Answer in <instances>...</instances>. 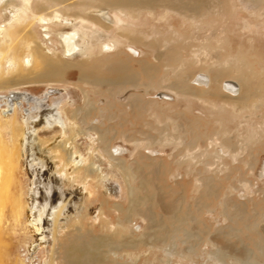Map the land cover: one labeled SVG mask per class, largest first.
I'll return each mask as SVG.
<instances>
[{
	"label": "rangeland",
	"instance_id": "1",
	"mask_svg": "<svg viewBox=\"0 0 264 264\" xmlns=\"http://www.w3.org/2000/svg\"><path fill=\"white\" fill-rule=\"evenodd\" d=\"M18 2L21 3V0ZM233 8V5L227 4L216 7L210 14L198 15L195 20L164 8H156L154 15L143 11L139 19L127 14L126 28L145 33L146 36L140 35L142 41H158V49L167 43L174 44L181 58L177 62L171 61L169 66L167 62L159 64L155 77L148 79L141 65L146 63L144 61L157 64L153 58L155 51L144 45H135L139 54L131 56L124 50L130 44L123 39L125 46L121 45L122 51L109 54H113L111 58L126 63L131 73L138 77L135 87L130 84L92 85L82 81L81 71L73 67L67 70L65 82L0 88V109H8L4 97H9L13 91L43 97L47 91L51 93L52 87L64 89L62 92L66 96L62 101L69 100L66 104L68 108L64 110L70 115L85 104L86 98L96 107L106 105L104 116L94 107L93 114L85 118L86 125L78 126L76 131L86 127L93 119L90 123L98 121L95 125L99 126L102 135L107 132L101 141L104 153L109 154L110 147L128 149L121 156L126 175L112 168L102 151L96 152V161L104 171L115 175L121 183L122 196L113 198L104 187H97L95 195L86 197L87 208L81 221L71 227L68 236H61L66 245L80 238L83 243L89 244L92 243L89 237H108L109 245L94 247L96 252L102 253L105 264H246L248 260L241 255V250L257 255L254 256L256 260L257 257L264 258L258 246L264 247V4L256 8L238 4L237 9ZM254 10L255 14L252 13ZM3 12L0 10V23L5 20ZM114 29L112 34L121 37L120 28L115 26ZM36 32L38 37H42L38 26ZM227 63L229 66L225 69ZM183 67L185 69L181 73ZM209 69L216 74L224 71L229 77L224 74L223 78L243 77L250 93L248 103L237 104L229 97L199 99L193 95L177 97L170 93L172 81L181 79L188 83L199 71L212 73ZM11 75L9 78H12ZM201 87L196 89L207 88ZM222 90L224 94L232 95L226 89ZM161 91L169 93L172 99L157 97L156 94ZM130 94L142 101L140 107L128 102ZM52 95L54 98L60 96L58 93ZM121 96L125 98L121 99ZM28 107L29 103L25 102L23 109ZM3 118L1 116L0 121ZM18 120L16 132L20 133L22 113ZM10 126L11 120L3 130L4 137L8 139L13 138ZM61 131V126L56 125L54 129L42 131L41 135L51 139L53 146L56 140L61 139L55 137ZM76 142L77 147L88 155V137L80 136ZM154 167L159 172H155ZM16 178L20 181L17 180L15 185H18V190L22 185L26 203L31 185L30 174L19 165ZM207 180L213 182L215 195L206 196ZM130 186H141L137 196L143 197V200L139 203L140 212H131L128 218ZM241 206L244 215L238 214L240 210L237 209ZM149 213L155 215L158 226L144 217ZM23 215L16 224L11 210L6 212L0 235V264H44L49 257L46 248L34 255L35 259L29 257L27 246L34 238L28 229L27 213ZM181 216L188 222L180 224L178 217ZM248 218L257 222L256 231L248 229ZM154 226L156 229L151 230ZM148 234L153 235L151 241ZM129 237L144 239L139 246L128 250L124 247L115 256L110 244ZM223 244L232 245L233 249L222 253L219 245ZM128 252L136 256L132 254L128 257ZM250 262L251 259L248 264ZM62 263L61 258L56 261V264Z\"/></svg>",
	"mask_w": 264,
	"mask_h": 264
},
{
	"label": "bare ground",
	"instance_id": "2",
	"mask_svg": "<svg viewBox=\"0 0 264 264\" xmlns=\"http://www.w3.org/2000/svg\"><path fill=\"white\" fill-rule=\"evenodd\" d=\"M226 4L233 5V9H237L238 4L241 7L250 8L253 6L256 8L263 5L264 0H21V3L18 0H0V10L4 11L3 16H5V20L0 23V88H16L20 85L41 82H65L64 77L67 70L73 67H78L81 71L80 79L82 81L92 85L122 86L130 84L135 87L139 81L138 77L131 73L126 63L111 58L113 54H109L122 51L121 45L125 46L123 39L130 44L126 45L124 50L131 56L139 54V51L134 48L135 45H144V47L155 51L153 58L158 62L157 64L148 61L141 63L142 72L148 79L155 77L154 73L159 70V64L167 62V66H169L171 61L177 62L180 58V51L174 44L167 43L158 49V41H142L140 38L143 32L137 33L126 28L125 17L127 14L139 19L143 11L154 15L155 10L164 8L168 12L173 11L184 18L189 17L195 20L198 15L205 16L214 11V8ZM252 13L255 14V10ZM36 26L39 27L42 37L37 36ZM115 26L120 28L121 37H115L112 34ZM143 35L146 36L145 33ZM77 58H81V60ZM184 65L186 66V64ZM228 66L227 63L224 68L226 69ZM184 69V67L181 69V73ZM210 72L212 73L199 71L189 79L188 83L181 79L172 81L169 87L171 92H169L177 97L179 95H193L199 99H206L208 96L213 98L229 97V99H234L232 101L237 104L248 103L250 93L242 80L243 77L228 78L229 76L224 71H220L219 74L212 70ZM9 74H12V78H9ZM224 74L228 77L223 78ZM227 81L235 82L237 87L227 84ZM201 86H207V88L201 91L196 89ZM52 89L51 93L47 91L43 97H34L27 92L18 90L13 91L9 97H4L8 109H0V117H5L3 118L5 121L3 119L0 121V235L3 232L2 228L8 209L11 210L16 224L24 217L23 214L27 213L28 229L34 238V241L29 243L30 246H27L30 258L34 257L42 248H46L47 252H45L47 255L49 254V257L47 256L44 264H56L60 258L62 264H105L106 260L102 253L96 252L94 247L109 245L107 241L110 238L89 237L92 241L89 244L83 243V239L80 238V240H74V243L66 245L61 236H68L71 227L81 221L83 211L87 208L86 197L90 198L93 194L95 195L97 187H104L113 198L122 196L121 183L115 175L104 171L102 165L96 161V152L102 151V154L108 159L109 165L126 175V167L122 164L123 157L121 156L127 153L128 149L122 146L110 147L109 154L104 153L105 149H103L101 141H103V137H106L107 132L102 135L99 126L95 125L98 121L94 124L90 123L93 119L86 127L76 131L78 126L81 128L86 125L85 118L93 114L96 106L86 98L85 104L76 108L70 115L64 110L68 108L66 104L69 101H62L66 96L62 92L64 89L53 87ZM222 89H226L232 95L224 94ZM53 93H58L60 96L54 98ZM128 96V102L136 103V107L142 105V101L136 96L131 94ZM25 102L29 103L26 110L23 109ZM105 106L96 107L103 116ZM20 113L23 116L21 121L23 124H21L22 127L18 133L16 131ZM10 120L13 138L8 139L4 137L3 130L6 129L5 125ZM56 125H60L62 131L55 137L61 139L58 142L56 140V143L54 142L55 144L51 146V139L43 137L41 133L47 129H54ZM80 136H87L90 141L88 155L76 145ZM148 139L150 141V138ZM151 143L153 142L151 141ZM223 145L224 148L229 149L227 145ZM113 148L115 150H112ZM99 155L101 156V153ZM19 165L25 167L31 178L28 190L29 198L26 203L23 199L22 185L19 190L18 185H15L18 184L16 172ZM154 168L155 172H159L157 167ZM127 178L129 181L130 177L127 176ZM211 183L208 181L205 184L206 196L215 193ZM140 187H129L130 204L126 214L128 218L131 212H140L141 210L139 203L143 197L137 196V190ZM142 187L144 186L142 185ZM52 196L57 197L52 198ZM152 198L154 197L152 196ZM242 209V206L237 209L240 210L239 215H244ZM154 216L153 213L144 214V217L152 220L153 224L157 223V218ZM250 218L247 219L246 225L250 231L254 232L257 222L251 221ZM178 221L180 224L188 222L182 216L178 217ZM150 229L155 230L156 227ZM195 234L197 233L195 232ZM148 235L149 241H151L153 235ZM143 239L138 240L134 237L124 238L121 241L117 239L110 244L111 252H114L116 256L119 251L124 250V247L128 250V248L139 246ZM219 246L222 248V253L233 249L232 245ZM258 246L260 253L264 256V247L260 244ZM240 253L248 260H246V264L249 263V259H251L250 264H264V258L257 257L256 260L254 256L257 255H252L246 250H241ZM127 254L129 257L135 253L128 252Z\"/></svg>",
	"mask_w": 264,
	"mask_h": 264
},
{
	"label": "water",
	"instance_id": "3",
	"mask_svg": "<svg viewBox=\"0 0 264 264\" xmlns=\"http://www.w3.org/2000/svg\"><path fill=\"white\" fill-rule=\"evenodd\" d=\"M227 84H230V85H235L236 86V83L233 82V81H227ZM237 87V86H236ZM157 97L159 98H167V99H172V96L169 94V93H166V92H158L156 94ZM125 97L124 96H121V99H124Z\"/></svg>",
	"mask_w": 264,
	"mask_h": 264
}]
</instances>
